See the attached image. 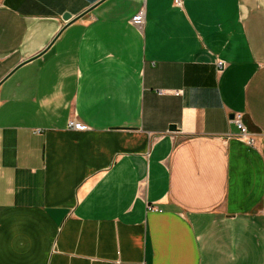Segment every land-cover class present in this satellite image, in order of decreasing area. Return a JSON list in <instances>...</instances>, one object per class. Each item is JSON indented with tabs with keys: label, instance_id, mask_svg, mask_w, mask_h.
Segmentation results:
<instances>
[{
	"label": "crops",
	"instance_id": "1",
	"mask_svg": "<svg viewBox=\"0 0 264 264\" xmlns=\"http://www.w3.org/2000/svg\"><path fill=\"white\" fill-rule=\"evenodd\" d=\"M176 1L0 0V264H264V0Z\"/></svg>",
	"mask_w": 264,
	"mask_h": 264
},
{
	"label": "built area",
	"instance_id": "2",
	"mask_svg": "<svg viewBox=\"0 0 264 264\" xmlns=\"http://www.w3.org/2000/svg\"><path fill=\"white\" fill-rule=\"evenodd\" d=\"M176 5L179 6L180 2L177 0L176 1ZM142 14L139 13L136 17H134L131 21L132 24L134 25H140L142 23ZM223 65V63H218L219 68H221ZM229 123H233L237 126V128L239 129V137L240 139L247 145L249 146H254L255 145V136L253 134H251L247 128L245 127V125L242 122V115L237 113V114H233V116L231 118H229ZM69 128L70 129H74V130H83L85 129V126L79 123H76L74 120L69 122ZM263 137V148H264V135H262ZM148 209H150L148 207Z\"/></svg>",
	"mask_w": 264,
	"mask_h": 264
},
{
	"label": "water",
	"instance_id": "3",
	"mask_svg": "<svg viewBox=\"0 0 264 264\" xmlns=\"http://www.w3.org/2000/svg\"><path fill=\"white\" fill-rule=\"evenodd\" d=\"M86 12H88V11H86ZM86 12H85V13H86ZM85 13H82L81 15H79V16L76 18V20H77V19H80ZM70 18H71V15L68 14V13H65V14L62 16V20L67 21V22H69ZM169 130H170V131H174V130H176L175 125H171V126L169 127Z\"/></svg>",
	"mask_w": 264,
	"mask_h": 264
}]
</instances>
